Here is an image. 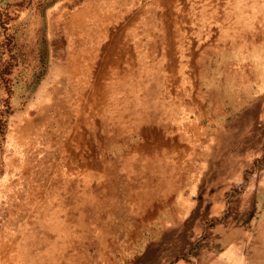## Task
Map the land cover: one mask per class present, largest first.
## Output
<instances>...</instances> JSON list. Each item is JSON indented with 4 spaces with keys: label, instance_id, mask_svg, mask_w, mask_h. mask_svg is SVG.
<instances>
[{
    "label": "rangeland",
    "instance_id": "374dc122",
    "mask_svg": "<svg viewBox=\"0 0 264 264\" xmlns=\"http://www.w3.org/2000/svg\"><path fill=\"white\" fill-rule=\"evenodd\" d=\"M236 2L226 8L235 19ZM85 3L86 0H0V264L16 263L5 250L13 247L14 241L24 245L30 228L37 224L36 210L41 209L45 197L53 194L51 180L60 178L67 161L75 159L74 149L68 147V154L64 151L73 133L62 120L66 110L53 105L51 99L61 85H56L58 78L61 82V74L66 73L72 58L70 17L80 12ZM248 3L264 10V0L237 2L240 7ZM199 14L197 7L193 18ZM257 16L264 18V11L243 26L248 20L246 13L239 15V27L247 35L229 47H224L221 38L225 27L202 20H197L201 28L213 33L206 34L207 43L204 34L190 40L203 43L193 50L181 49L175 54L163 45L150 54L148 38L142 40V50L133 51L140 69L144 65L167 64L177 68L188 58L190 61L188 70L184 67L186 83L182 79L172 82V94L166 100L154 88L149 93L153 94L150 100L142 99L144 108H135L145 120L142 130L154 131L150 133L154 134L150 145L157 138L162 143L156 150L150 149L145 162L141 157L147 152H138L145 144L139 131L126 136L123 143L109 145L107 151L88 150L89 163L105 167L104 176L94 181L104 182L106 187L97 185L96 196H92L95 204L86 212L85 228L77 227L72 216L63 221L73 235L72 247L60 243L56 249L61 236L55 232L43 239L41 236L47 233L41 228L37 240L42 243L36 245L32 264H160L168 258L174 259L171 264L175 260L195 264L198 257L215 249L214 232L220 228L252 230V236H238L249 254L247 264L264 263V21H256ZM191 63L201 68L194 72ZM155 86L153 80V86L148 88ZM74 88L67 97L70 101L78 97L75 84ZM138 99L136 94L135 104ZM56 137L61 138L63 150L53 145ZM249 191L253 194H247ZM131 195L138 197L141 204L147 200L156 205L151 208L150 219L147 211H128L126 200ZM105 199L110 202L102 205ZM39 220L38 224L45 226L46 219ZM31 242L29 247L33 246ZM255 243L260 246L257 250L250 247L257 246ZM41 252L47 254L46 260L39 255Z\"/></svg>",
    "mask_w": 264,
    "mask_h": 264
},
{
    "label": "bare ground",
    "instance_id": "6f19581e",
    "mask_svg": "<svg viewBox=\"0 0 264 264\" xmlns=\"http://www.w3.org/2000/svg\"><path fill=\"white\" fill-rule=\"evenodd\" d=\"M232 1L234 0H86L85 7L80 12L71 15L68 24V35L71 36L70 47L73 52L72 58H70L69 65H67L69 67L68 70L66 73L64 71L65 74H61L63 77L60 76L63 80L61 79L60 82L58 78L56 85H61L55 89L51 101L53 105L57 106L59 104L61 109L63 108V111L66 110L64 114L65 119L62 120L67 123V126L62 125L72 129L73 133L69 146L64 144V151L67 153L68 147L74 149L75 154L73 155H75V159L73 162L67 161V169L62 172L60 178L55 177L51 180L53 194L45 197L46 191L44 190L45 200L42 203L40 201L41 209H37L35 212L37 224L30 228L31 232L29 234L27 229L24 230V233L27 231L28 234L24 245H19L18 242L14 241L13 247L11 246L9 250H5V253H9L8 257L15 260L16 263L14 264H18L22 260H25L26 264L35 263L32 261L36 258L33 253H35L36 245L42 243L41 239L37 240V235H40L41 228L47 233L42 235L41 238L45 239L49 233L56 234L55 232H57L56 235L61 236V241L57 242L56 245L62 243L66 247H72L73 235L72 233L71 235L69 234L71 230L63 224V221L67 222L70 220V216H72L74 217L72 221H76L78 224L77 227L85 228L87 225L86 212L89 207H93V204H95L92 201V196H96V187L97 185L102 188L106 187L103 184L104 182H96L104 176L105 167L102 166L103 164L100 166V163H89V155L87 156L86 154L88 150L97 149L96 152L107 151L109 145L123 143L126 136L139 131L142 137H144L145 144L139 147L138 152L142 153V150L147 152V154L142 153L144 156L141 157V160L145 162L148 158L145 155H150V149L154 148L156 150V147L159 148L160 143H162L157 138V141L150 145L152 140V134L150 133L154 131L151 132V128L142 130L141 126L145 120L142 114H138V110L135 108H144L142 99L147 100L151 98L153 94L149 93L153 92L154 88H156L155 92L160 97H164L162 98L163 100H166L167 95L172 94V82L182 79L186 83L184 70H188L187 64L190 61L188 58L187 61H183L182 65H178L177 68L175 66L170 67L167 64V66L151 65L150 67L144 65L145 67L142 66L140 69L136 54L133 52L135 48L137 53L140 52L143 48L142 40L147 37L148 53L150 54L154 53L156 48L163 45L168 51H173L174 53L186 48L193 50L194 47H199L198 44L201 46L203 43L198 41L193 43L190 40L204 34V41L207 43L209 39L206 34L213 33L210 29L203 30L201 25L197 23V20L207 21L209 24L215 25L220 23L221 26L225 27L223 29L225 33L221 34V38L225 42L224 47H229L234 41L235 43H240L241 41L237 38H246L247 32L243 33L244 30L239 27V21L242 20L239 19V15H245V13L249 12L246 10L249 7V3L246 4L247 8L240 7L237 4L238 0H236L237 2L234 7H236L235 11L238 14L235 19L226 9ZM144 3L148 4L144 5ZM251 4L252 16L248 20H244L243 26L247 25L249 20L257 13L264 11L257 9L253 3ZM197 7L200 14L199 17L194 19L193 12L197 10ZM189 14L190 17H188ZM87 21H90V23H87ZM190 30L195 31V33ZM233 30L235 34H233ZM240 30L242 33H240ZM176 35H178L177 38ZM173 41H175L174 46ZM90 43L93 44L90 45ZM82 45L85 47L79 50L78 47ZM168 46L170 47L168 48ZM125 62L131 65H124ZM189 66L194 69V72L201 68V65H193L192 63ZM184 67L186 68L184 69ZM57 68L60 69V67ZM60 72L62 73V70ZM83 73L84 77L86 76L87 78L83 77ZM190 76H193L192 78L195 81L192 73H190ZM115 79L118 81L112 82ZM153 80L156 82V86L153 89L148 88V86H153ZM158 82L160 88H157ZM74 84L78 89V97L70 101L67 97L71 93V88L75 89ZM136 94L139 98L136 102L137 104L133 100ZM140 95H143V97H140ZM138 104L140 105L137 106ZM149 107L148 104L146 109ZM23 118L25 119L26 117ZM159 131L156 132L157 137ZM191 138L194 141L200 142L199 139L192 135ZM61 141L60 137H56L53 140V145H59L60 150H63V145L60 144ZM48 171L49 169L46 172ZM153 171H156V166H154ZM55 173L61 174L57 171ZM181 173L180 170L178 175L181 176ZM174 176H176V173H174ZM138 201V197L129 196L126 200L128 211L132 214L135 213L136 209L144 211V214L147 211V217L149 218V215L151 216V208H155L156 205L149 203L147 200L146 204H141ZM109 202L110 200L105 199L102 205ZM103 208L104 206L100 209ZM61 216L62 218L65 216V219L62 220ZM40 218L46 219L45 226L38 224V222H41ZM51 222L54 223L51 224ZM62 231H65L66 234H60ZM30 241H32L34 249L33 246L29 247L31 245L29 244ZM56 249H58V245ZM39 255L43 260H46V253L41 252ZM50 264H54V262L51 261Z\"/></svg>",
    "mask_w": 264,
    "mask_h": 264
},
{
    "label": "crops",
    "instance_id": "0c3cea01",
    "mask_svg": "<svg viewBox=\"0 0 264 264\" xmlns=\"http://www.w3.org/2000/svg\"><path fill=\"white\" fill-rule=\"evenodd\" d=\"M250 7L252 5H249ZM248 11V10H247ZM252 16V8L249 9V12L246 13V19H249V17ZM260 16H257L256 21H264V18H259ZM254 18V17H253ZM252 18V19H253ZM251 19V20H252ZM247 194H253V192L247 193ZM249 209V206L247 207V210ZM221 226V225H220ZM219 226V227H220ZM218 227V228H219ZM228 230H230V234L228 236ZM222 229L215 231L214 234L216 235L215 242V249L212 251H207L206 255L198 257V261L195 264H247L248 261V253H246V248L244 244L242 243V239H245V237L252 236V230H249L248 228H235V229ZM238 236H241L240 240ZM256 245L250 246L251 249L259 248V243H255ZM161 244H159V248H161ZM218 247V248H217ZM217 248V249H216ZM245 248V249H244ZM260 250V249H259ZM161 253V252H160ZM159 255V251L157 253V256ZM176 256V255H175ZM158 258V257H157ZM160 258V256H159ZM173 258H168L167 261L162 260L160 264H171L173 262ZM193 264L191 262H188L187 264ZM174 264H186L181 262L180 260L174 261ZM264 264V263H262Z\"/></svg>",
    "mask_w": 264,
    "mask_h": 264
}]
</instances>
